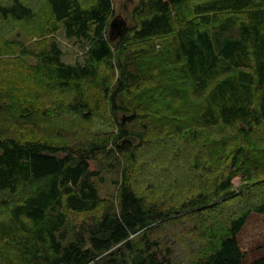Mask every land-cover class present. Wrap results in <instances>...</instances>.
<instances>
[{
  "label": "trees",
  "instance_id": "obj_1",
  "mask_svg": "<svg viewBox=\"0 0 264 264\" xmlns=\"http://www.w3.org/2000/svg\"><path fill=\"white\" fill-rule=\"evenodd\" d=\"M114 16L0 0V264H264L238 241L264 216V0H137L112 41Z\"/></svg>",
  "mask_w": 264,
  "mask_h": 264
},
{
  "label": "rangeland",
  "instance_id": "obj_2",
  "mask_svg": "<svg viewBox=\"0 0 264 264\" xmlns=\"http://www.w3.org/2000/svg\"><path fill=\"white\" fill-rule=\"evenodd\" d=\"M43 1V0H40ZM114 4L115 16L122 14L126 17L127 21L131 22V9L137 0H112ZM38 0H36V3ZM45 13V12H44ZM114 16V17H115ZM54 36L53 38L58 42V45L62 49V60L66 63L81 62L84 59L86 46L82 41L68 38L63 28H60L57 32L49 35ZM21 37L24 39V43L32 50H36L34 40L36 37L31 35L22 34ZM29 63L34 62V56L30 55L26 57ZM104 180L100 182L99 190L100 194L105 196H111L115 191V186L112 183L116 177L113 173L104 172ZM232 182L234 188L238 192L242 189V185L245 180L241 174L233 176ZM220 211V210H219ZM215 218V217H214ZM238 241L242 248L247 253L246 259L249 262L256 255L264 253V216L258 212H252L248 217L245 225L241 232L238 234Z\"/></svg>",
  "mask_w": 264,
  "mask_h": 264
},
{
  "label": "water",
  "instance_id": "obj_3",
  "mask_svg": "<svg viewBox=\"0 0 264 264\" xmlns=\"http://www.w3.org/2000/svg\"><path fill=\"white\" fill-rule=\"evenodd\" d=\"M126 25L127 21L121 15L113 17L109 23V38L115 40L124 31Z\"/></svg>",
  "mask_w": 264,
  "mask_h": 264
}]
</instances>
